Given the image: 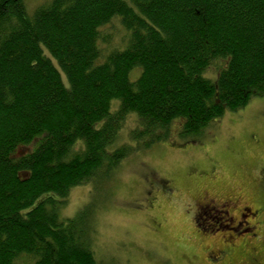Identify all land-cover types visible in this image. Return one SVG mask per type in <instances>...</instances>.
Wrapping results in <instances>:
<instances>
[{"label":"trees","instance_id":"16d2710c","mask_svg":"<svg viewBox=\"0 0 264 264\" xmlns=\"http://www.w3.org/2000/svg\"><path fill=\"white\" fill-rule=\"evenodd\" d=\"M113 21L126 43L102 59ZM261 95L264 0H0V264H96L86 216L59 215L70 189Z\"/></svg>","mask_w":264,"mask_h":264},{"label":"rangeland","instance_id":"374dc122","mask_svg":"<svg viewBox=\"0 0 264 264\" xmlns=\"http://www.w3.org/2000/svg\"><path fill=\"white\" fill-rule=\"evenodd\" d=\"M48 1L26 0V10ZM126 35L117 21L103 26L102 59ZM135 124L128 116L116 144ZM171 124L167 139L130 152L108 179L71 188L59 215L86 216L96 264H264V95L195 137L179 134L180 120Z\"/></svg>","mask_w":264,"mask_h":264},{"label":"bare ground","instance_id":"6f19581e","mask_svg":"<svg viewBox=\"0 0 264 264\" xmlns=\"http://www.w3.org/2000/svg\"><path fill=\"white\" fill-rule=\"evenodd\" d=\"M62 72V71H61ZM64 75V74H63Z\"/></svg>","mask_w":264,"mask_h":264}]
</instances>
